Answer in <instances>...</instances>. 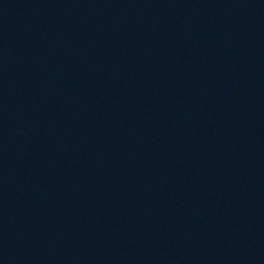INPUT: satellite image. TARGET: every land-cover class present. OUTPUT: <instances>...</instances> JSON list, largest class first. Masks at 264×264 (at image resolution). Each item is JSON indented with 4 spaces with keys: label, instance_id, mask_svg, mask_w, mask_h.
Here are the masks:
<instances>
[{
    "label": "water",
    "instance_id": "95a60500",
    "mask_svg": "<svg viewBox=\"0 0 264 264\" xmlns=\"http://www.w3.org/2000/svg\"><path fill=\"white\" fill-rule=\"evenodd\" d=\"M235 264H264V0H254L248 135Z\"/></svg>",
    "mask_w": 264,
    "mask_h": 264
}]
</instances>
